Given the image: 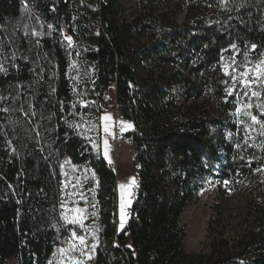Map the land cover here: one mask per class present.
Returning <instances> with one entry per match:
<instances>
[{
    "label": "trees",
    "instance_id": "1",
    "mask_svg": "<svg viewBox=\"0 0 264 264\" xmlns=\"http://www.w3.org/2000/svg\"><path fill=\"white\" fill-rule=\"evenodd\" d=\"M135 1L128 21L125 0H0V264H48L83 235L62 218L83 193L97 209L92 264H264L263 219L239 241L212 219L208 254L186 251L180 224L206 186L235 192L264 169V137L245 144L236 111L247 98L222 83L233 57L264 55V0ZM111 89L137 180L121 232L117 175L88 130Z\"/></svg>",
    "mask_w": 264,
    "mask_h": 264
},
{
    "label": "rangeland",
    "instance_id": "2",
    "mask_svg": "<svg viewBox=\"0 0 264 264\" xmlns=\"http://www.w3.org/2000/svg\"><path fill=\"white\" fill-rule=\"evenodd\" d=\"M125 2L126 18L128 21H132L139 14L138 6L135 0H125ZM185 16L186 10L180 11L175 21L181 24ZM225 80H227L228 83L231 81L230 77L226 75L223 77V81ZM102 107L104 109V114L107 113L113 117L114 126L112 130L116 133L115 139L109 138V142L112 146L110 155L113 161L109 165L117 175V219L118 231L121 232L129 221V209L135 198L133 197V192L137 184L133 161L134 151L123 138V134L132 130L133 126L131 128H125L123 132L120 131V122L127 121H125L118 112L113 89H111L108 100H106V103H104ZM130 124L132 125V123ZM132 177L136 180L135 185L130 184V178ZM121 183L129 185L125 190L126 215L124 227L122 229L120 228L121 189L119 188ZM129 192L131 195L128 194ZM83 195H86V197H84V204H77L73 208L79 207L85 209L84 215L86 218L83 219V227L76 225L82 229L83 235L86 236L88 243L97 246V209L93 201L87 197V194L83 193ZM129 199L131 200L130 205L127 204ZM71 215L72 213L69 216ZM212 219L216 220L217 223L219 222L215 224V226L218 227V231L224 232L225 236L229 238L230 241H239L254 232L262 219L264 220V171L258 172L252 180L248 181L235 192H227L217 185L210 184L195 195L194 200L180 218V224L186 231L185 248L188 253H210L207 231L208 224ZM129 246L131 248L130 240L127 241V247ZM76 255H78V253H76ZM93 258L94 252L92 253L91 259L82 257L84 264H92ZM49 261H52V264H60L59 248L54 251ZM10 264L16 263L12 261ZM64 264H67V262L65 261Z\"/></svg>",
    "mask_w": 264,
    "mask_h": 264
},
{
    "label": "snow or ice",
    "instance_id": "3",
    "mask_svg": "<svg viewBox=\"0 0 264 264\" xmlns=\"http://www.w3.org/2000/svg\"><path fill=\"white\" fill-rule=\"evenodd\" d=\"M227 0H224L226 3ZM223 6V4L221 5ZM244 5H238V7H243ZM51 27V26H49ZM66 41H68L69 45L72 44L73 38L71 36L66 35L64 37ZM230 49L235 50L237 48L236 44H231ZM257 48L256 44L250 45V50H255ZM228 51V49H225ZM3 65H0V71H5ZM224 74L229 76L232 84L225 89L228 95H233L237 93L238 95H242V97L247 98L246 103L243 104V112H241V108H237V113H241L243 116H246L251 123L247 125L245 129V135L243 137L244 143L247 144L250 139H252L251 132L258 131L259 135L264 137V55L259 60L253 61L248 58L247 54H245V61L243 63V67L239 63H237L235 57L231 59V62L224 66ZM224 84H228V81H222ZM242 90V92H237V89ZM5 99L0 97V100ZM94 103V102H93ZM256 109L258 114H254L252 109ZM2 111H9V109H0ZM27 115V113H26ZM99 120L100 124H91L88 128L89 131L97 130L102 131V145H103V155L104 158L111 164L113 161L111 159V151L112 146L109 142V138L115 139L116 133L112 130L114 126L113 117L110 114L105 113L102 115ZM90 123V122H89ZM243 123V121H242ZM120 131L123 132L125 128H131L132 125L130 123L121 121ZM259 126L257 129L256 126ZM87 126V125H85ZM75 127H81V125H75ZM37 135L39 133L37 132ZM99 147V145H97ZM237 147H240L238 144ZM65 163H69V161H65ZM251 161H249V165ZM256 171H264V169H256ZM67 175V173H65ZM211 183V181H208ZM136 180L134 177L130 178V184L135 185ZM230 183L229 180H224L223 184L227 186ZM129 187L124 183L119 185L121 189V204H120V228L124 227L125 223V190ZM131 195V193H128ZM83 199V196H81ZM127 204H131V200L127 201ZM61 207L66 209V205L62 202ZM68 213H72L71 216ZM85 209H81L79 207L66 209L64 213H62V218L68 224H77L83 227V219L86 218L84 215ZM78 242V243H77ZM67 247L59 248L60 254V264H64L66 261L67 264H84V260L82 257H87V259L92 258V253L95 251V244H89L85 235H78L76 230L73 229L71 231V237L66 241ZM130 247V246H129ZM78 253V255H76ZM49 264H52V261H49ZM243 264V262H241Z\"/></svg>",
    "mask_w": 264,
    "mask_h": 264
},
{
    "label": "built area",
    "instance_id": "4",
    "mask_svg": "<svg viewBox=\"0 0 264 264\" xmlns=\"http://www.w3.org/2000/svg\"><path fill=\"white\" fill-rule=\"evenodd\" d=\"M102 100L106 103V100H108V96H103ZM133 195H134V197L137 196V191L136 190H134ZM131 214H132V211H131V208H130L129 209V215H131Z\"/></svg>",
    "mask_w": 264,
    "mask_h": 264
},
{
    "label": "bare ground",
    "instance_id": "5",
    "mask_svg": "<svg viewBox=\"0 0 264 264\" xmlns=\"http://www.w3.org/2000/svg\"><path fill=\"white\" fill-rule=\"evenodd\" d=\"M134 197V196H133Z\"/></svg>",
    "mask_w": 264,
    "mask_h": 264
}]
</instances>
